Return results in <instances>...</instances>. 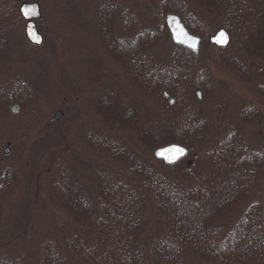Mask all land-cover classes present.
<instances>
[{
  "label": "trees",
  "instance_id": "16d2710c",
  "mask_svg": "<svg viewBox=\"0 0 264 264\" xmlns=\"http://www.w3.org/2000/svg\"><path fill=\"white\" fill-rule=\"evenodd\" d=\"M80 1L60 0L62 12L91 13L96 20L89 22L93 25L88 30L99 38V45L105 39L114 60L125 64L129 81L141 95L153 98L157 111H145L138 97L123 103L109 86L95 100L101 108H111L118 114L113 112L111 118H105L109 127H95L88 122L80 139L67 137L69 128L61 124L62 118L45 115L43 99L38 95L46 86L52 89L54 98L61 97V105L68 103L70 90L64 74L74 76L71 81L75 75L72 71L69 74L61 54L56 60L55 51L49 54L55 59L52 64H59V72L44 64L45 57L43 63L35 64V79L22 67L19 71L13 56L20 55L16 63L29 65L36 59L31 55L33 47H43L27 39L19 0H0V264H188L196 258L214 264H255L264 259V195L258 193L260 198L231 224L227 209L234 200L241 201L255 191L264 172V144L252 145L242 127L249 116L258 114L257 106L249 108L248 103L240 102L237 119L217 118L213 74L198 61L203 43L197 51L182 45H175L166 54L151 50L159 45L156 35L161 36L164 29L170 35L164 21L169 11L178 13L203 38L223 24L232 30V41L226 48L210 44L211 51L216 52V60L224 61L256 95L264 98L262 22L257 20L252 28L239 24L234 3L227 0H161L163 20L157 27H148L129 8L124 11V36L115 34L113 38L109 29L119 19L116 15V20L108 19L103 3L110 1ZM118 13L121 15V10ZM101 16H105L103 30L99 26ZM74 21L78 27L82 22ZM124 21H119L120 28ZM140 39L144 43L139 44ZM243 53L247 60L241 57ZM197 90L202 92L201 99L197 98ZM14 102L19 103L21 111H30L31 128L22 137L23 163L1 149L2 138L7 133L13 138L14 131L21 129L19 124L14 127L13 117L18 114L9 107ZM72 104L74 110L78 109ZM36 124L41 128L32 138ZM119 125L133 132L121 136L117 133ZM71 137L79 146L70 142ZM57 138L60 141L55 142ZM173 141L186 145L187 155L175 164L156 159L154 148ZM49 150L54 153L48 155ZM76 164L92 166L88 177L77 173ZM23 165L31 166L32 185L25 188L29 197L19 199L24 209L15 212L22 216L15 220L20 228L10 230L4 228L2 215L9 197L19 191L13 186V178L18 166ZM227 166H233V170L220 174ZM55 188L59 190L58 199ZM41 192L44 198L49 197L50 205L42 200ZM217 201L221 204L216 205ZM38 204L42 208L59 204L62 212L69 214L66 218H54L51 212L50 216L43 214L39 216L41 230L32 231L29 224L37 220H33L30 210ZM152 217L156 223H166L161 224L164 229L160 233H153L156 224H149ZM145 233L153 241L151 246L144 241Z\"/></svg>",
  "mask_w": 264,
  "mask_h": 264
},
{
  "label": "rangeland",
  "instance_id": "374dc122",
  "mask_svg": "<svg viewBox=\"0 0 264 264\" xmlns=\"http://www.w3.org/2000/svg\"><path fill=\"white\" fill-rule=\"evenodd\" d=\"M22 1L25 0H19V5L21 4ZM43 9V17L39 19L37 23H39L40 30L44 34V41L41 45L43 48L35 49L33 47V54H31L34 58H36L34 61L32 60L29 65H24V64H19V62L16 63L17 59L20 57V55L13 56V61L15 62V67L18 68L20 71L22 67L24 70L28 71L29 74L26 71H23L22 73H27L28 75H31L33 79H35V76L37 75L36 71H34L35 64L43 63V59L45 57V62L44 64H47L49 66V69L55 70V72H59V64L56 63L57 65L54 66L55 59L52 57L50 54L55 51L58 56L56 57V60L59 61L60 54H61V59L65 62L66 69L69 70V74L72 71L73 75H75V79L71 81V79L74 78V76H71V78L67 73L64 75V80L65 84L69 87V98L71 99L68 103L64 102L61 105L62 99L61 97L58 99L56 96L55 98L52 95V89L47 88L45 86L44 91L42 94L38 95L39 99L42 100V105L43 106V111L45 115H54L55 112L59 109H64L65 114L64 117L61 119V124L64 125V127L69 128V134L66 136H75L80 139L82 133L85 130V127L88 126L89 124L95 125V127H109L108 121L105 119L106 117L114 114V110H111V108L105 109L104 107H100L98 105V102L95 100L99 96V94H103L104 90L110 86V88L113 90V92L117 93L123 103L127 101H133L135 98L138 97V102L142 101L144 104V110L145 111H157L156 105L153 103V98L149 95H141L136 87L132 85V83L129 81V78L127 77L126 74V67L123 62H118L114 60V58L111 56V52L107 50V47L105 46V39H104V33H103V39L100 41V45L98 44L97 38L92 29H89L87 27H91V23L96 19H94L91 16V13L87 15H81L80 11L78 13H73L68 14L62 12V6L60 4V0H39ZM93 1V0H89ZM110 2L103 3L104 6L106 4V9L108 11V19L112 20L113 18L116 20L117 19V24H115L113 27L110 26V31L111 36L114 38L113 35L117 34L120 36H124L125 32V26H126V17L125 13L126 9L133 10L134 15L133 16H139L141 21L144 23H147L146 25L150 28H155L157 27V24L161 22L163 19L161 16L162 10V2L161 0H118L117 2H113V0H109ZM116 1V0H114ZM229 3L231 2L234 5V11L236 12V17L239 21V24H244L250 25L254 27L256 25L257 20L262 22V26L264 28V0H227ZM80 2H87V0H81ZM103 8V6H101ZM120 7V8H119ZM121 10V15L118 13V10ZM116 10V11H115ZM115 11V12H114ZM91 12V11H89ZM77 14V16H76ZM116 15V16H115ZM132 15V14H131ZM76 16V17H75ZM102 19L100 23V28L103 30L104 27V19L105 16H101ZM106 17V18H107ZM77 18V19H76ZM123 18L124 21V26L120 28L119 21ZM137 18V17H136ZM162 19V20H161ZM209 19V18H208ZM207 19V20H208ZM74 20H81L82 22L79 25V27L76 25V22ZM72 21V22H70ZM237 22V23H238ZM144 23V24H145ZM113 24V23H112ZM195 26V25H194ZM219 27H223V24L220 26L215 27L216 29ZM138 28V27H137ZM136 28V29H137ZM86 29V30H85ZM213 29L212 31L210 30L209 33L204 35L205 37L203 38V46L201 47L200 51L201 54L198 56V61L200 64L203 65V67L209 69L210 73L213 74V79H212V84L214 87L216 86L215 90H217V93L215 94V102L217 107H219V111H217V118H222V120L225 118V116L231 117V119L236 118L237 119V105L241 103H248V107L250 108L251 105L255 104L258 108V114L255 117L249 116L247 120L242 122V127L243 130L246 133V136L248 138V141L255 146H260V143L264 144V98L260 95H256L252 88L249 85H246V83L241 80L238 75H235V73L232 71L229 66L224 64L223 62H219L216 60V52L211 51V46L209 42V36L210 34L216 30ZM108 30L106 26V31ZM153 30V29H152ZM154 31V30H153ZM230 34L232 35V30H228ZM103 32V31H102ZM134 29L132 31V34L134 33ZM147 37L148 33L146 34ZM161 36L156 35L158 39V44L155 46V48H151L152 52L153 50L156 51L158 50V53L160 54H166L169 51L171 52L173 47L176 45L172 39L170 38V35L167 34V31L164 29V33H160ZM111 37L110 40L113 38ZM97 39V40H96ZM24 42V40H23ZM144 43L140 39L139 44ZM113 44V40H112ZM206 44V45H205ZM232 49V48H231ZM52 50V51H51ZM233 51V49L231 50ZM20 52V51H19ZM50 52V54H49ZM203 52V53H202ZM46 54V56H45ZM49 54V55H47ZM243 59L247 60L246 54L243 53L241 56ZM19 60V59H18ZM19 64V66H18ZM38 64V65H39ZM92 64V65H91ZM28 66V67H27ZM89 66V68H88ZM55 67V68H54ZM93 67V69L91 68ZM89 69V71H88ZM36 72V73H35ZM35 75V76H34ZM59 75L58 78L62 77ZM57 77V76H55ZM214 80V81H213ZM51 87V85H48ZM81 86V87H80ZM109 88V91H111ZM74 89V91H73ZM78 90V95L75 97V91ZM71 92H73V97L71 95ZM49 94V95H48ZM52 96H51V95ZM165 94L168 95V91L165 90ZM44 95L45 97H43ZM56 95V93H54ZM135 96V97H134ZM171 99V98H170ZM72 101V102H71ZM77 104L78 109L74 110V104ZM136 103V102H135ZM137 104V103H136ZM12 105V104H11ZM10 105V106H11ZM138 105V104H137ZM9 106V107H10ZM116 108V106H115ZM11 109V107H10ZM27 110V112H26ZM25 111L20 110L17 112V116L13 117V123L14 127L18 126L19 124V130H15L13 136L19 138H10L9 133L6 134L5 137L2 138L4 141L1 149L5 153L11 154V159L20 161L23 163L22 157L25 154V145L23 143V136L28 133V131L31 128V121H30V111L28 108ZM117 110V108L115 109ZM114 112V113H113ZM118 113V112H117ZM117 116L118 114L115 113ZM143 116H146L145 113H143ZM109 118V119H110ZM108 119V118H107ZM48 121V120H47ZM30 122V123H29ZM44 122V121H43ZM223 122V121H221ZM41 124L34 126L36 127L34 132L32 131V138L35 136V131L40 127ZM34 129V128H33ZM82 129V130H81ZM84 129V130H83ZM117 133H119L121 136L125 133L133 132V130H129L127 127H124L122 125H119ZM17 140V142H15ZM70 142L74 143L75 146H79L78 142H74L72 140V137L69 139ZM60 141L58 138L56 139L55 142ZM15 144V146L13 145ZM9 147L10 150L9 152H6L5 148ZM46 152V151H45ZM48 155L54 153L53 150H49ZM46 154H44L45 156ZM15 165V164H14ZM56 165V164H55ZM16 166V165H15ZM157 166V165H156ZM209 166V165H208ZM226 166V164H225ZM92 166L90 164H76L77 168V173L81 177H88L87 175L89 174V170L92 169ZM210 167V166H209ZM233 167V166H232ZM232 167H223V170L220 174L226 175V173L231 172L233 169ZM31 166H25L23 165V168L18 166V173L14 174L13 178V186L18 187L19 191H15L14 194L9 197L7 201H9L6 204V210L4 216L5 222L4 223V228H9L10 230H18L20 226L16 223L15 220L19 219V217L22 216H16L15 212H18L21 209H24V206L19 204V199L24 195L28 196V194L25 191V188L27 186L32 185V171ZM65 170V169H64ZM63 172V171H62ZM220 172V171H219ZM261 176L259 178V185L253 191L247 198L245 197L243 200L241 199L234 200V202L227 207V209L230 211V218L228 221V224L232 223L231 220H234L235 218H238L240 214L244 212V209L248 207V205L254 201L255 199L260 198L259 194L264 195V172H261ZM17 175V176H16ZM12 181V180H11ZM222 187V186H220ZM48 190L49 187L47 186ZM57 190V188H55ZM54 190L55 197L58 199V191L57 192ZM63 192V191H62ZM110 192H105V194H108ZM259 193V194H258ZM68 194V192L64 193ZM43 201L46 200V203L50 205L47 201L49 198L46 196L42 195ZM66 196V195H65ZM75 197V195H73ZM216 205L221 204V201L215 202ZM46 205L45 207H41L40 204L34 205L32 209L30 210L33 220H37L36 224L34 222H31L29 224V227L32 229V231L35 230H41L39 228V224L42 223L41 220H39V216H43V214L49 215V212H51L53 215L52 217L56 218L55 215L62 216L63 218L67 217L68 214H65V212L61 210V206L59 204H56V206H48ZM234 206V207H233ZM150 209V208H149ZM226 209V210H227ZM232 209V210H231ZM227 211V213H229ZM29 212V211H27ZM50 216V215H49ZM51 220V217H49ZM45 219V218H44ZM46 220H48L46 218ZM48 220V221H50ZM149 224L154 225L153 228V233L158 232L160 233L161 230H163V225L166 226L165 222L159 221V223H156V219L152 217L149 219ZM44 224L46 221H43ZM163 224V225H161ZM37 227L39 229H37ZM4 231V229H3ZM37 231V232H38ZM149 233V232H148ZM145 233L144 235V241L146 240L147 246H151L150 244L153 243V241L150 239L151 237L148 236ZM165 234V233H164ZM139 242V241H138ZM163 262V259H160ZM257 261V260H256ZM261 262H264V259L258 260L255 264H259ZM188 264H214L210 261H202L198 258L193 261H189Z\"/></svg>",
  "mask_w": 264,
  "mask_h": 264
},
{
  "label": "water",
  "instance_id": "95a60500",
  "mask_svg": "<svg viewBox=\"0 0 264 264\" xmlns=\"http://www.w3.org/2000/svg\"><path fill=\"white\" fill-rule=\"evenodd\" d=\"M20 14L23 16V18L26 21L25 24V33L27 34L28 39L33 44L41 45L44 41V36L42 32L39 30L37 25V19H40L42 17V9L41 4L38 0H25L22 1L20 4ZM29 9L33 14L31 15H25L23 12V9ZM165 17V23L166 26L171 34L172 40L177 45H182L183 47H186L192 51H197L200 48L201 45V37L194 32L191 31V29L184 23L182 18L178 13L175 12H168L166 13ZM221 32L225 33L224 36H221ZM232 37L230 32L225 27H220L216 31H214L213 34L209 36V42L211 44H214V46L225 48L228 46V44L231 43ZM198 96L201 97V92L198 91ZM198 97V98H199ZM13 112H18L20 109V106L18 103H14L12 106ZM64 111L62 109H59L55 112L53 115L56 119H61L64 115ZM171 145H179L180 147H183L185 149L184 153L182 155L176 156L175 159H173L174 154L172 153H166L164 156L158 155L157 153L160 152L164 148H168ZM6 152H9L10 148H5ZM189 148L180 143V142H168L162 145L157 146L153 150V155L156 157V159H160L165 163L168 164H174L177 163L178 160H181L184 158L187 153L189 152ZM259 264H264V262H261Z\"/></svg>",
  "mask_w": 264,
  "mask_h": 264
},
{
  "label": "snow or ice",
  "instance_id": "6c2138e0",
  "mask_svg": "<svg viewBox=\"0 0 264 264\" xmlns=\"http://www.w3.org/2000/svg\"><path fill=\"white\" fill-rule=\"evenodd\" d=\"M23 12L25 15H31L33 14L31 10L25 8L23 9ZM225 33L221 32V36H224ZM185 149L183 147H180L179 145H171L168 148L162 149L160 152H158V155L164 156L166 153H172L174 154L173 159L176 158V156L182 155L184 153Z\"/></svg>",
  "mask_w": 264,
  "mask_h": 264
}]
</instances>
